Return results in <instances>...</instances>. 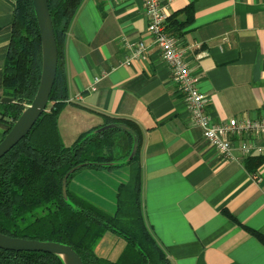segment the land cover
Wrapping results in <instances>:
<instances>
[{"label":"crops","instance_id":"0c3cea01","mask_svg":"<svg viewBox=\"0 0 264 264\" xmlns=\"http://www.w3.org/2000/svg\"><path fill=\"white\" fill-rule=\"evenodd\" d=\"M14 1L0 0V71ZM165 3L168 22L183 21V9L193 7L192 22L177 38L187 47L184 56L199 78L211 121L264 116V0ZM147 26L143 0L83 1L64 43L68 99L58 116L62 140L70 145L103 124L105 115L133 121L142 135L144 220L171 264H264V246L223 212L264 233V163L254 180L243 165L241 137H231L232 159L208 144ZM124 41L146 45L143 56L128 65L122 61L134 46ZM5 93L0 85V95ZM86 169L75 174L70 189L113 211L128 167ZM110 175L115 179L108 180ZM95 251L101 252L98 244Z\"/></svg>","mask_w":264,"mask_h":264},{"label":"trees","instance_id":"16d2710c","mask_svg":"<svg viewBox=\"0 0 264 264\" xmlns=\"http://www.w3.org/2000/svg\"><path fill=\"white\" fill-rule=\"evenodd\" d=\"M84 0H48L57 47V67L46 110L29 132L0 157V233L38 241L67 244L83 264H171L145 223L142 209L140 128L131 120L103 116V124L81 132L66 145L58 116L68 99L63 54L66 33ZM183 21H167L166 29L179 37L193 20V7L183 9ZM168 20V19H167ZM10 40L0 71V126L3 136L33 99L41 71V38L32 0H15L9 26ZM108 124L114 127L99 130ZM125 125L129 130L122 129ZM2 136V137H3ZM137 144L131 159L133 144ZM264 155L244 157L254 175ZM77 167V168H76ZM128 167V178L115 194V209L108 211L70 189L71 179L83 169ZM66 181L67 199L62 194ZM224 214L264 246V233L242 225L227 210ZM106 231L124 241L116 258L98 255L95 246ZM0 264H64L55 254L0 248Z\"/></svg>","mask_w":264,"mask_h":264},{"label":"built area","instance_id":"2783aa9c","mask_svg":"<svg viewBox=\"0 0 264 264\" xmlns=\"http://www.w3.org/2000/svg\"><path fill=\"white\" fill-rule=\"evenodd\" d=\"M143 1L144 12L148 18L147 32L152 36L153 44L158 48L162 60L169 67L171 78L183 95L193 124L200 128L208 144L224 158L232 159L231 137H241L240 150L244 156L264 155V116L260 118L232 117L224 122H212L205 111L207 98L198 89L199 78L185 59L184 53L187 47H181L179 39L166 29L168 19L166 0ZM125 44L129 47L134 46L122 61L126 65L135 58L143 56L146 50V45L141 41L135 44L125 42ZM256 140H261V143L256 144ZM252 177L254 180L259 179L257 173Z\"/></svg>","mask_w":264,"mask_h":264},{"label":"water","instance_id":"95a60500","mask_svg":"<svg viewBox=\"0 0 264 264\" xmlns=\"http://www.w3.org/2000/svg\"><path fill=\"white\" fill-rule=\"evenodd\" d=\"M33 8L40 31L41 38V71L36 93L31 102L22 110L14 121L10 130L0 140V157L8 152L21 138L32 128L39 116L46 110L49 95L54 83L57 67V47L54 30L48 8V0H32ZM115 124H108L100 127L99 130L114 127ZM122 129L129 130L125 125ZM137 144L134 143L128 159L135 154ZM77 168V167H76ZM68 171L62 179V194L67 199L66 181ZM0 248L14 251H42L58 255L64 264H83L80 256L67 244L54 241H38L12 237L0 233Z\"/></svg>","mask_w":264,"mask_h":264},{"label":"rangeland","instance_id":"374dc122","mask_svg":"<svg viewBox=\"0 0 264 264\" xmlns=\"http://www.w3.org/2000/svg\"><path fill=\"white\" fill-rule=\"evenodd\" d=\"M64 143L65 144L68 143V141L66 142L65 138H64ZM83 170H85V169H83ZM83 170L78 171L76 176L78 177L81 174H84V173H81V172H84ZM110 176H109L108 180H110L111 178L115 179L113 177V175H110ZM102 181H105V179H102ZM102 181H98V184H99V182H102ZM97 244L99 245V249L101 251V252H98V254L101 253L99 255H106L107 257L114 259L120 253V251L124 245V241L121 238L115 236L112 232L106 231ZM97 244H96V246H97ZM102 248L104 249V252H102Z\"/></svg>","mask_w":264,"mask_h":264},{"label":"bare ground","instance_id":"6f19581e","mask_svg":"<svg viewBox=\"0 0 264 264\" xmlns=\"http://www.w3.org/2000/svg\"><path fill=\"white\" fill-rule=\"evenodd\" d=\"M252 176V175H251Z\"/></svg>","mask_w":264,"mask_h":264}]
</instances>
